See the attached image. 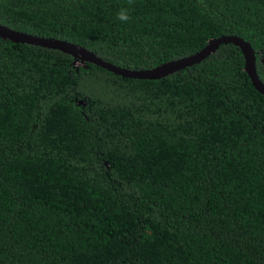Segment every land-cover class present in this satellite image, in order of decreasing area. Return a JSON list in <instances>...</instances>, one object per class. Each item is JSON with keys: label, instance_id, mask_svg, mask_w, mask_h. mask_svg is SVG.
Instances as JSON below:
<instances>
[{"label": "trees", "instance_id": "16d2710c", "mask_svg": "<svg viewBox=\"0 0 264 264\" xmlns=\"http://www.w3.org/2000/svg\"><path fill=\"white\" fill-rule=\"evenodd\" d=\"M0 0V23L148 68L238 35L264 0ZM221 43L160 78L0 38V264H264V96Z\"/></svg>", "mask_w": 264, "mask_h": 264}, {"label": "water", "instance_id": "95a60500", "mask_svg": "<svg viewBox=\"0 0 264 264\" xmlns=\"http://www.w3.org/2000/svg\"><path fill=\"white\" fill-rule=\"evenodd\" d=\"M0 38L8 39L12 42L27 43L59 50L70 55L72 57V62L75 64L89 62L122 77L147 79L160 78L182 69L183 67L197 63L211 54L219 44L232 43L239 48L243 56V69L246 72L250 83L264 96V83L258 78L255 70L254 51L248 40L234 34H220L218 36L210 37L200 48L189 54L160 62L152 67L139 69H130L115 65L102 59L99 55L82 44L57 37L28 33L11 28L2 23H0Z\"/></svg>", "mask_w": 264, "mask_h": 264}, {"label": "clouds", "instance_id": "9594fccd", "mask_svg": "<svg viewBox=\"0 0 264 264\" xmlns=\"http://www.w3.org/2000/svg\"><path fill=\"white\" fill-rule=\"evenodd\" d=\"M134 4V0H127V7H121L120 11L116 14V19L121 23H128L131 20L129 12Z\"/></svg>", "mask_w": 264, "mask_h": 264}]
</instances>
